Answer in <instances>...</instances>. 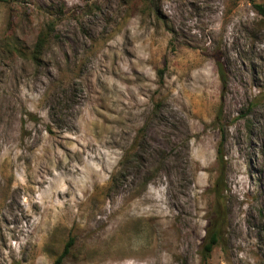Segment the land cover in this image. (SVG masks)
Instances as JSON below:
<instances>
[{
  "label": "rangeland",
  "instance_id": "rangeland-1",
  "mask_svg": "<svg viewBox=\"0 0 264 264\" xmlns=\"http://www.w3.org/2000/svg\"><path fill=\"white\" fill-rule=\"evenodd\" d=\"M41 33L38 62L7 51ZM217 210L223 245L206 264H264L252 0L0 3V264H55L70 241L61 264H204Z\"/></svg>",
  "mask_w": 264,
  "mask_h": 264
},
{
  "label": "trees",
  "instance_id": "trees-1",
  "mask_svg": "<svg viewBox=\"0 0 264 264\" xmlns=\"http://www.w3.org/2000/svg\"><path fill=\"white\" fill-rule=\"evenodd\" d=\"M10 1H13V0H0V3H8ZM252 1L254 3L257 13L264 16V5L254 2V0ZM47 41H48V34L41 33L33 49L29 53L23 47L17 44L9 45L7 48L8 49L7 51L14 55L16 54L20 56H27L31 61L38 62L42 56V53H43L45 45L47 44ZM214 61L217 67V71H218L219 79L222 84V88L224 90L228 83V76H227L224 62L220 56L215 57ZM217 151H218V164L220 167V174L214 183L213 193H214V198L216 200V203H219L224 200V191L226 190L225 187L223 186L224 157L225 156H224V153L221 147H219ZM215 214H214L215 217H213L209 222V225L206 230V235H205V238L202 244L201 256H202V260L204 264L208 262L214 249L218 246L223 245L224 221H225L226 215L223 212H218V210ZM71 247H72V241L68 242L65 245L63 252L59 256V258L55 261V264L62 263V260L69 254Z\"/></svg>",
  "mask_w": 264,
  "mask_h": 264
},
{
  "label": "clouds",
  "instance_id": "clouds-1",
  "mask_svg": "<svg viewBox=\"0 0 264 264\" xmlns=\"http://www.w3.org/2000/svg\"><path fill=\"white\" fill-rule=\"evenodd\" d=\"M199 33H197V35H198Z\"/></svg>",
  "mask_w": 264,
  "mask_h": 264
}]
</instances>
